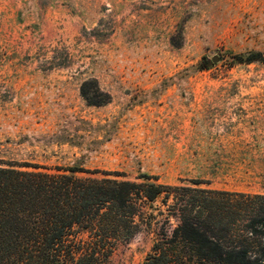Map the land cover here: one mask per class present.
<instances>
[{"label": "rangeland", "instance_id": "374dc122", "mask_svg": "<svg viewBox=\"0 0 264 264\" xmlns=\"http://www.w3.org/2000/svg\"><path fill=\"white\" fill-rule=\"evenodd\" d=\"M251 52L264 0H0V164L264 195V59H233ZM164 209L105 264H143Z\"/></svg>", "mask_w": 264, "mask_h": 264}, {"label": "trees", "instance_id": "16d2710c", "mask_svg": "<svg viewBox=\"0 0 264 264\" xmlns=\"http://www.w3.org/2000/svg\"><path fill=\"white\" fill-rule=\"evenodd\" d=\"M79 173L112 175L0 164V264H105L156 203L164 223L143 264H264V195L202 188L207 183L197 180L169 186L147 175L137 184Z\"/></svg>", "mask_w": 264, "mask_h": 264}, {"label": "water", "instance_id": "95a60500", "mask_svg": "<svg viewBox=\"0 0 264 264\" xmlns=\"http://www.w3.org/2000/svg\"><path fill=\"white\" fill-rule=\"evenodd\" d=\"M213 62H214V63H218V62H219V58H218V57H215V58L213 59Z\"/></svg>", "mask_w": 264, "mask_h": 264}]
</instances>
